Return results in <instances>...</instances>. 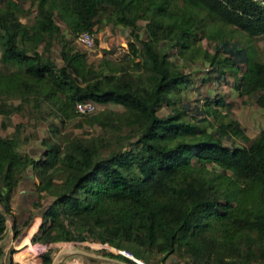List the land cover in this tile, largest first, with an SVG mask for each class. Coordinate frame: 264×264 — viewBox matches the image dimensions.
Instances as JSON below:
<instances>
[{
  "label": "trees",
  "instance_id": "trees-1",
  "mask_svg": "<svg viewBox=\"0 0 264 264\" xmlns=\"http://www.w3.org/2000/svg\"><path fill=\"white\" fill-rule=\"evenodd\" d=\"M104 26L130 30L123 61L104 57L96 65L77 48L82 33ZM262 37L264 8L254 0H0V102L33 104L41 118L99 129L51 141L38 157L21 152L30 139L19 128L0 136V264L10 218L20 235L13 197L30 171L39 203L51 199L34 244H99L147 264L173 256L176 264H264V131L250 139L213 108L223 100L207 99L204 112L189 116L182 94L193 80L171 60L230 74L239 96L264 110ZM86 102L122 111L81 118L76 105ZM8 107L0 105L7 119L24 108ZM164 107L171 113L160 117ZM30 239L15 264H38ZM48 254L44 264L53 263Z\"/></svg>",
  "mask_w": 264,
  "mask_h": 264
},
{
  "label": "rangeland",
  "instance_id": "rangeland-1",
  "mask_svg": "<svg viewBox=\"0 0 264 264\" xmlns=\"http://www.w3.org/2000/svg\"><path fill=\"white\" fill-rule=\"evenodd\" d=\"M35 13L36 10H33L32 15L28 16V21L30 23L33 21ZM23 22H25V19H23ZM141 26H145V24L141 23ZM109 30H111L112 34H109ZM94 37L98 42V45H96L93 50H86L79 43H76V46L80 51L87 52L89 54L90 61L94 62L96 65L104 57L114 62L123 61L129 54V43L133 41L130 35V30L122 27L114 28L112 26H104L94 35ZM141 37L143 39H146V34L144 31L141 32ZM257 43L260 50L264 52V37L257 39ZM109 44H111V47L107 49ZM99 45L101 46L99 47ZM204 46L205 48H209V43L204 42ZM59 51L60 47L55 46L53 55L57 63L61 64V60L58 56ZM171 60L177 67L181 68L186 74H189L193 80V84L188 87L182 94V102H185L189 105V116L192 117L196 114L195 108H198L199 112L201 113L204 112L207 99L217 102L223 100V106L213 104V108L218 110L221 115L229 113L232 119L240 123L241 127L244 129L246 135L250 139H255L260 135V133L264 131V110L259 108L254 100H250L247 97L242 98L239 96L234 88L235 80L230 74H227L224 78H221L219 77L218 73H216V68H212L208 63H204L202 61L190 64L174 55L172 56ZM209 77L213 78L211 82L206 81ZM5 103L8 104L9 111H11V108L13 107H24L19 112L12 113L9 119H7L3 115H0V136H11L15 133L16 129L19 128L22 135L21 137H28L30 139V142L22 146L21 148V152L23 154H30L33 157H38L47 148L46 144L51 141L61 142V140L67 135H72L73 137H75L84 136V134L86 133L95 134L99 132L98 128L88 129L86 127H82L80 120L77 122H68L65 126H63L61 125L60 121L56 120L54 117L49 118L44 116L43 119L37 112L38 110L33 107V104H24L18 100L13 99L8 101H1L0 105H3ZM101 109L122 111L121 107L115 105H107ZM101 109L99 108V110ZM170 113L171 110L164 107L159 112V116L166 117ZM204 117V115L198 116L199 119H202ZM210 120L214 121L213 118H210ZM53 126L59 129V134L57 136L54 135L51 131ZM236 143L237 145H242L241 141L239 140H237ZM225 144L231 147L233 141L229 139L227 142H225ZM26 177L33 178L31 171L27 173ZM35 186V179H24L21 182L19 188L14 192V197L19 195V197L22 198V200L19 201L21 205H19L17 202H14L15 205L13 206L16 214V221L18 220L17 224L20 229V235L17 237L14 233L13 228L15 219L10 218L7 222V232L1 243L6 250V258L4 259L3 264L16 263L15 254L18 252L17 247L20 245V243H24L27 236H33L35 232H37V225L42 219L44 209H46V207L51 203V199L44 200L42 203H39ZM27 222L28 224H26ZM30 225L31 227L29 228V230H27ZM30 242L34 247L35 244L32 243V240ZM73 247L101 257L102 255L99 253V251L103 249L112 251V248L93 243L54 244L50 246L51 250H48L50 252L49 254H51L50 256L53 263L60 252L66 251L69 248ZM87 248H89L90 250H87ZM36 252V255L40 256L38 250H36ZM47 254L44 255L47 256ZM43 256H41L38 260V264L45 263V256ZM24 257H26V255H24ZM58 261V264L75 263L72 254H64ZM91 261L92 260H87L86 263L81 262V264H92ZM176 262L177 260L173 256L168 258V260L164 264H176Z\"/></svg>",
  "mask_w": 264,
  "mask_h": 264
},
{
  "label": "built area",
  "instance_id": "built-area-1",
  "mask_svg": "<svg viewBox=\"0 0 264 264\" xmlns=\"http://www.w3.org/2000/svg\"><path fill=\"white\" fill-rule=\"evenodd\" d=\"M259 6H261L262 8H264V0H254ZM78 43L83 46L86 50H93L95 48L96 45V41H95V37L93 34L90 33H82L79 38H78ZM76 111L77 114L81 117H88L91 116L93 114H96L99 111V107L96 106L95 104L91 103V102H86V103H78L76 105ZM34 248H36L39 252V255L43 256L44 254L46 255L47 253H49V251L51 250L50 246H43V245H36L34 246ZM49 250V251H48ZM113 252L120 254L128 259H130L131 261H133L135 264H147L141 260H138L136 258H134L130 253L128 252H123V251H116L114 249H112ZM44 255V256H45ZM73 264H81V263H73ZM108 264H125L124 262H114L111 261Z\"/></svg>",
  "mask_w": 264,
  "mask_h": 264
},
{
  "label": "crops",
  "instance_id": "crops-1",
  "mask_svg": "<svg viewBox=\"0 0 264 264\" xmlns=\"http://www.w3.org/2000/svg\"><path fill=\"white\" fill-rule=\"evenodd\" d=\"M109 32V34H112V32H111V30H109L108 31ZM122 40V39H121ZM96 41V40H95ZM123 41V40H122ZM97 42V41H96ZM96 45H98V42L96 43ZM95 45V46H96ZM101 45H99V47H100ZM111 47V44H109L108 45V47H107V49L108 48H110ZM96 51V50H95ZM1 57V56H0ZM25 179H33L32 177H25ZM34 180V179H33ZM22 195H24V194H22ZM22 200V198L21 197H19V195L18 196H15V197H13V204L15 205V203L14 202H17L19 205H21V203L19 202V201H21ZM14 209V208H13ZM14 213H15V211H14ZM16 215V214H15ZM18 221V220H17ZM43 221V220H42ZM42 221H41V225H42ZM33 223V222H32ZM32 225V224H31ZM31 225L28 227V229L27 230H29V228L31 227ZM41 227V226H40ZM40 229V228H39ZM20 230V229H19ZM39 231V230H38ZM37 231V232H38ZM37 232H35V234L37 233ZM34 234V235H35ZM34 235L32 236V235H30V237H31V239H30V241L32 240V238L34 237ZM28 237V236H27ZM22 239V238H21ZM20 239V240H21ZM19 240V241H20ZM19 241H18V243H19ZM25 244H21L20 243V245L17 247V250H19L21 247H23ZM39 253V252H38ZM37 256V255H36ZM41 256V255H40ZM38 257V256H37ZM44 257V256H43ZM101 257V256H100ZM5 258H6V256H5ZM4 258V259H5ZM102 258L103 259H92V261H91V263L92 264H108L109 262H111L110 260H108L109 258H105V257H103L102 256ZM84 259H86V260H84ZM73 260L75 261V263H81V262H84V263H86V261L87 260H91V259H87V258H84V257H80V258H78V259H76L74 256H73ZM111 260H113V259H111Z\"/></svg>",
  "mask_w": 264,
  "mask_h": 264
},
{
  "label": "water",
  "instance_id": "water-1",
  "mask_svg": "<svg viewBox=\"0 0 264 264\" xmlns=\"http://www.w3.org/2000/svg\"><path fill=\"white\" fill-rule=\"evenodd\" d=\"M108 247V246H106ZM110 248V247H108ZM64 254H72L76 259L80 258V257H84V258H87V259H103L102 257L100 256H97V255H94L90 252H87V251H84V250H81L79 248H69L68 250L66 251H63V252H60L57 257L55 258L54 260V263L53 264H58V260L60 259L61 256H63ZM110 261H114V262H120V261H117V260H111V259H108ZM127 264V263H125Z\"/></svg>",
  "mask_w": 264,
  "mask_h": 264
},
{
  "label": "bare ground",
  "instance_id": "bare-ground-1",
  "mask_svg": "<svg viewBox=\"0 0 264 264\" xmlns=\"http://www.w3.org/2000/svg\"><path fill=\"white\" fill-rule=\"evenodd\" d=\"M38 256V255H37Z\"/></svg>",
  "mask_w": 264,
  "mask_h": 264
}]
</instances>
